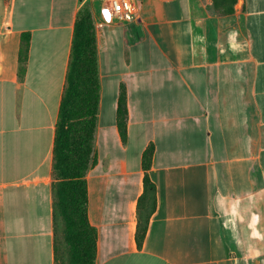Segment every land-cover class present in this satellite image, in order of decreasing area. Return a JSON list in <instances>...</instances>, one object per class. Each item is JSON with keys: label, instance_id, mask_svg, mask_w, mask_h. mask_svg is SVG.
Returning a JSON list of instances; mask_svg holds the SVG:
<instances>
[{"label": "crops", "instance_id": "0c3cea01", "mask_svg": "<svg viewBox=\"0 0 264 264\" xmlns=\"http://www.w3.org/2000/svg\"><path fill=\"white\" fill-rule=\"evenodd\" d=\"M107 9L0 0V264H57L55 150L87 11L96 264H264V0H137L132 23Z\"/></svg>", "mask_w": 264, "mask_h": 264}, {"label": "rangeland", "instance_id": "374dc122", "mask_svg": "<svg viewBox=\"0 0 264 264\" xmlns=\"http://www.w3.org/2000/svg\"><path fill=\"white\" fill-rule=\"evenodd\" d=\"M85 14V13H84ZM83 14V15H84ZM91 16L92 13H86L85 17ZM86 31L88 33H86ZM82 33L85 34L82 37H79V49H87L88 58L90 61L85 67H89L90 71L88 73L93 74V78L88 80V76L84 73L81 76L82 86L80 88V96L85 99L88 97L92 99L89 101V104L93 107L98 105V92H96V88L93 85V88L87 87L89 82L95 81V40H96V32H95V25H90L89 27H84L82 29ZM83 44V45H82ZM75 57V56H74ZM86 62V61H85ZM79 82V80H78ZM90 90V91H89ZM92 92L91 95L89 93ZM97 96V99L95 98ZM86 103V102H85ZM73 123V122H72ZM71 125V124H70ZM69 126V124H68ZM79 125H71L69 126L68 130L72 133L75 130L80 129ZM96 126H97V119L94 126V132H90L85 140L84 146L80 149V153L77 156L73 150L69 151V154L65 155L60 163H62V170L66 173V175H61L60 170H55L54 174V193L57 194L56 200V238H57V254H58V264H96L97 259V240H98V230L97 228L91 224L89 219V212H88V194H87V180L86 175L93 163L95 162V134H96ZM70 134V139L76 138L73 134ZM72 148V147H71ZM77 149V148H75ZM75 160L78 166L75 168L77 171L75 172L76 176H72V174L67 176V170L64 169L63 164L67 161ZM74 162V164H75ZM73 180V181H72ZM77 183L75 187H73V183ZM59 182H64V185L58 184ZM60 191V193H59ZM59 194V195H58ZM67 194H73L71 197V201L66 198ZM62 197V198H60ZM56 198V197H55ZM60 199V200H59ZM65 211V214H63ZM71 213V214H70ZM69 220L76 221V225L73 226L74 230H77L75 235H70L69 233ZM91 240V241H90ZM84 242V243H83ZM83 245L85 246L86 250V258L75 260L76 253H79V248H82ZM76 246V247H75ZM75 250H77L75 252ZM73 261V262H72Z\"/></svg>", "mask_w": 264, "mask_h": 264}, {"label": "trees", "instance_id": "16d2710c", "mask_svg": "<svg viewBox=\"0 0 264 264\" xmlns=\"http://www.w3.org/2000/svg\"><path fill=\"white\" fill-rule=\"evenodd\" d=\"M235 0H233L234 2ZM84 12V11H83ZM89 12H85V14ZM85 14L83 15V17L80 19L79 21V26H78V31H77V35L75 37L74 40V46H73V57H72V62H71V70H70V76L71 79L69 80V90L67 93V97H65L63 99V107H62V112H61V121H60V125H59V131H58V139H57V146H56V150H55V170H60L61 171V175H66V173L62 170V163H60V160H62V158L67 155V153L69 154L70 150H73L76 155L78 156L80 153V149L84 146L85 144V140L87 135L90 132H94V126H95V122L97 119V113H98V105L96 104L94 109L91 106L90 108H92V110L90 108H86L88 110H85V107L87 106V104L85 103L87 99H85V102L83 101V98L80 97L79 93H80V88L82 86V80H81V76L85 73L87 76H92V73H88L90 71L89 67H85L90 61L88 58V52L87 49H79L80 40L83 39H79V37L84 36L85 34L82 33V29L84 27H89V24L93 25L92 22V18L91 16L85 17ZM86 33H88L86 31ZM83 45V44H82ZM26 47L23 48V59L22 62L24 63V56L26 55ZM96 52V50H95ZM75 56V57H74ZM86 61V62H85ZM95 61V71L94 74L95 76V81H94V87L96 88V92H98L99 90V84H98V80H97V59L95 57L94 59ZM22 71H24V64L22 66ZM94 79V77H93ZM79 80V82H78ZM92 85V86H93ZM98 95V94H97ZM97 99V96L95 97ZM125 99L122 98L120 101V108H121V117L123 118V122L120 123V131L122 133L123 136H125L126 134V114H127V108L125 105ZM84 108V109H83ZM73 122V123H72ZM71 127V125H81L79 130H75L73 133L68 130L69 126ZM71 124V125H70ZM73 134V136L76 138L75 139H70V134ZM72 147V148H71ZM77 148V149H75ZM76 158L72 161H67L64 162L63 167L65 170L68 169L67 171V176L70 174H72V176H76L75 172L77 171V169H75L78 166V162H75ZM75 162V164H74ZM73 181V180H72ZM77 183H82L80 182H76V180L74 181V183L72 184L73 187H75L77 185ZM58 184L60 185H64V182H59ZM145 185L147 187V189H153L154 185L153 183L150 181L148 175L145 178ZM152 192V191H151ZM60 193V191H59ZM59 195V194H58ZM55 209H56V200H57V194L55 193ZM71 197H73V194H67L66 198L69 199V201H71ZM62 198V197H60ZM60 200V199H59ZM56 213V211H55ZM63 214H65V211H63ZM71 214V213H70ZM76 225V221L73 220H69V233L70 235H75V233L77 232V230L73 229V226ZM143 236V234H140V238ZM91 241V240H90ZM55 242H56V262L58 261V254H57V238H55ZM84 243V242H83ZM76 247V246H75ZM79 250V253L75 255V260H79V259H85L86 258V250H85V246L83 245L82 248L77 249ZM75 250V252L77 251ZM73 262V261H72ZM75 262V261H74ZM72 263V264H77V263ZM58 264V262H57Z\"/></svg>", "mask_w": 264, "mask_h": 264}, {"label": "built area", "instance_id": "2783aa9c", "mask_svg": "<svg viewBox=\"0 0 264 264\" xmlns=\"http://www.w3.org/2000/svg\"><path fill=\"white\" fill-rule=\"evenodd\" d=\"M107 2L110 18L127 23H132L137 18V0H107Z\"/></svg>", "mask_w": 264, "mask_h": 264}, {"label": "water", "instance_id": "95a60500", "mask_svg": "<svg viewBox=\"0 0 264 264\" xmlns=\"http://www.w3.org/2000/svg\"><path fill=\"white\" fill-rule=\"evenodd\" d=\"M133 31H134V34H135V36L137 37V32H136V29H133Z\"/></svg>", "mask_w": 264, "mask_h": 264}]
</instances>
